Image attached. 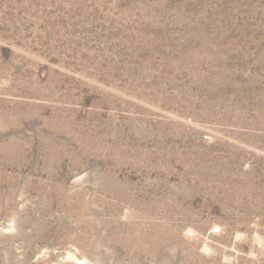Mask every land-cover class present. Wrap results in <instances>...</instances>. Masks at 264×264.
I'll use <instances>...</instances> for the list:
<instances>
[{
	"label": "rangeland",
	"instance_id": "rangeland-1",
	"mask_svg": "<svg viewBox=\"0 0 264 264\" xmlns=\"http://www.w3.org/2000/svg\"><path fill=\"white\" fill-rule=\"evenodd\" d=\"M0 264H264V0H0Z\"/></svg>",
	"mask_w": 264,
	"mask_h": 264
}]
</instances>
